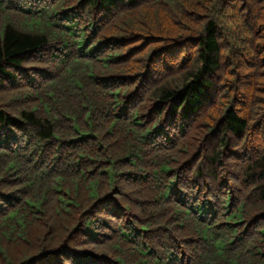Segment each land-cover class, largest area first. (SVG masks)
<instances>
[{"label": "trees", "instance_id": "1", "mask_svg": "<svg viewBox=\"0 0 264 264\" xmlns=\"http://www.w3.org/2000/svg\"><path fill=\"white\" fill-rule=\"evenodd\" d=\"M0 264H264V0H0Z\"/></svg>", "mask_w": 264, "mask_h": 264}]
</instances>
